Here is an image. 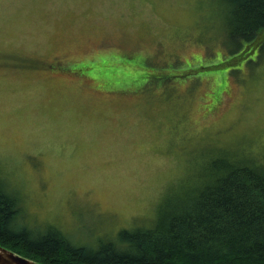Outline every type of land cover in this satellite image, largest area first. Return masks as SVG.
Listing matches in <instances>:
<instances>
[{
  "label": "rangeland",
  "instance_id": "374dc122",
  "mask_svg": "<svg viewBox=\"0 0 264 264\" xmlns=\"http://www.w3.org/2000/svg\"><path fill=\"white\" fill-rule=\"evenodd\" d=\"M229 6L0 0V190L21 223L94 249L175 212L221 160L264 167V48L238 57Z\"/></svg>",
  "mask_w": 264,
  "mask_h": 264
},
{
  "label": "trees",
  "instance_id": "16d2710c",
  "mask_svg": "<svg viewBox=\"0 0 264 264\" xmlns=\"http://www.w3.org/2000/svg\"><path fill=\"white\" fill-rule=\"evenodd\" d=\"M226 1L231 38L243 47L238 57L246 49L262 51L264 0ZM134 78L129 82L136 91L152 85V77ZM221 161L218 176L175 212L94 249L74 245L53 228L31 231L19 220L16 199L0 190V245L43 264H264V167Z\"/></svg>",
  "mask_w": 264,
  "mask_h": 264
},
{
  "label": "water",
  "instance_id": "95a60500",
  "mask_svg": "<svg viewBox=\"0 0 264 264\" xmlns=\"http://www.w3.org/2000/svg\"><path fill=\"white\" fill-rule=\"evenodd\" d=\"M0 249H3L4 264H43L32 259L23 257L12 250L7 249L0 245Z\"/></svg>",
  "mask_w": 264,
  "mask_h": 264
},
{
  "label": "snow or ice",
  "instance_id": "6c2138e0",
  "mask_svg": "<svg viewBox=\"0 0 264 264\" xmlns=\"http://www.w3.org/2000/svg\"><path fill=\"white\" fill-rule=\"evenodd\" d=\"M104 63L106 64L107 61H104ZM89 75H91L94 79L97 78L95 73H89ZM125 75H132L131 73H125ZM19 234V233H17ZM3 237V233L0 232V238ZM0 264H4V253H3V249H0Z\"/></svg>",
  "mask_w": 264,
  "mask_h": 264
}]
</instances>
